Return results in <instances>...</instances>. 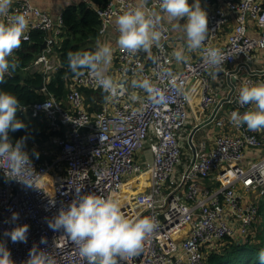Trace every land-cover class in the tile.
Wrapping results in <instances>:
<instances>
[{
  "label": "built area",
  "instance_id": "2783aa9c",
  "mask_svg": "<svg viewBox=\"0 0 264 264\" xmlns=\"http://www.w3.org/2000/svg\"><path fill=\"white\" fill-rule=\"evenodd\" d=\"M222 3L207 13L209 33L198 56L176 67L169 53L170 24L159 9V0H151L145 6L157 14L161 40L154 45L149 62L142 50H119L116 70L126 79L118 84L119 95L90 112L80 87L101 88L85 71L74 77L76 86L67 104L50 95L29 109L32 116L43 115L48 121L51 147L43 154L52 158L41 162L28 154L31 162L19 173L10 172L6 161L0 162V242L14 264H26L33 246L46 251L56 264H88L71 239L47 223L75 199L77 189L103 197L124 195L120 204L126 217L150 216L155 221L156 229L145 239L142 251L118 258V264H207V255L225 241L250 240L253 227L260 225L264 200V130L237 127L229 115L250 110L248 105L234 104L244 83L264 82V7L259 0ZM135 6L134 0H109L96 7L100 33ZM228 11L236 14V24L222 41L219 35L228 24ZM17 13L29 22L27 39L22 40L29 41L32 30L47 34L46 47L28 68L42 71L47 82L57 67L63 15L54 20L31 0H15L3 19L7 22ZM249 21L255 23L257 33L249 31ZM209 47L225 57L218 69L204 59V48ZM259 60L261 64L255 66ZM143 78L159 90L162 103L131 86L129 79ZM192 85L200 95L201 108L209 112L204 123L220 132L211 141V137L196 139V132L189 129L190 154L185 164L181 138ZM12 176L31 186L9 179ZM203 181L210 185L203 187ZM13 212L19 214L15 223L11 222ZM23 224L29 226L26 243H13L3 235ZM42 237L45 244L40 243Z\"/></svg>",
  "mask_w": 264,
  "mask_h": 264
},
{
  "label": "clouds",
  "instance_id": "9594fccd",
  "mask_svg": "<svg viewBox=\"0 0 264 264\" xmlns=\"http://www.w3.org/2000/svg\"><path fill=\"white\" fill-rule=\"evenodd\" d=\"M10 4L11 0H0V15L7 13ZM145 5L146 0H138L135 7L116 17L115 23L119 33L117 44L122 51L150 52L154 45L159 44L162 34L157 27V14L147 9ZM159 9L166 14L169 21L175 22L174 28L184 33L188 51L194 52L202 48L209 28L208 15L201 7L200 0H192V3H189V0H159ZM182 19L183 24L180 23ZM28 23L27 17L21 13L11 16L7 22L0 23V82L5 74L16 68V64L10 61L9 57L20 47L22 39H27L25 32ZM184 51L183 48L174 51L178 62L187 60ZM112 57V47L107 43L98 42L93 52H69L67 61L73 74L89 72L96 85L107 93L105 98L111 99L120 94L117 82L106 74ZM204 59L207 64L218 69L225 57L219 49L209 47L204 48ZM132 86L143 89L153 102L164 101L162 94L148 78L133 80ZM132 99L135 100L136 97L132 96ZM236 102L241 107L250 106V110L244 113L232 111L229 115L230 121L237 127L246 125L250 131L264 130V82L244 83L239 89ZM19 105L20 101L16 95L0 90V162L6 161L8 170L13 173H19L21 168L31 162L25 151L28 137L22 136L15 142L9 138L10 132L26 128V125L17 118V112L21 110ZM5 175L7 176V173ZM9 179H16L29 185L16 176ZM75 192V199L66 208H61L47 223L51 230L62 231L69 237L88 264H118V258H131L142 251L145 239L156 229L152 217H126L119 198L115 196L81 194V189ZM18 219L19 214L13 212L11 222L15 223ZM28 229L27 224L17 225L11 230H5L3 235L9 237L13 243H26ZM40 243L45 244L46 239L42 237ZM258 258L260 264H264V249L258 253ZM0 264H14L10 251L2 242ZM26 264L56 262L46 251L33 246Z\"/></svg>",
  "mask_w": 264,
  "mask_h": 264
},
{
  "label": "trees",
  "instance_id": "16d2710c",
  "mask_svg": "<svg viewBox=\"0 0 264 264\" xmlns=\"http://www.w3.org/2000/svg\"><path fill=\"white\" fill-rule=\"evenodd\" d=\"M109 0H89V3L80 1L78 4L68 6L63 12V28L60 38L61 42L56 46L57 67L47 82L44 74L40 70H29L35 58L41 52V46L46 39L44 31L32 30L31 39L22 41L9 60L16 64V68L11 75L5 74L0 82V90H5L16 95L20 101V111L17 112V118L25 125V129L10 132V139L15 142L22 136H27L25 151L29 156L38 161H45L52 158L43 154L48 144H50L49 125L43 115L32 116L29 110L36 103L46 101L50 95H53L64 104H67L69 92L76 86L74 77L69 67L67 56L69 52H93L100 35L101 19L96 11V7L105 5ZM211 3V8L224 6L223 3ZM210 8V9H211ZM45 82V91L40 90L39 86ZM86 94L88 100L96 98L106 99L107 93L102 89H92L80 87ZM99 104L101 101H98ZM90 112H94L97 103L88 105ZM92 107V108H91ZM28 109V110H27ZM38 154V156L36 155ZM261 212L264 211V200L261 202ZM264 222L254 229L249 241L234 243L227 240L218 249L213 250L207 255V264H260L258 253L264 249Z\"/></svg>",
  "mask_w": 264,
  "mask_h": 264
},
{
  "label": "crops",
  "instance_id": "0c3cea01",
  "mask_svg": "<svg viewBox=\"0 0 264 264\" xmlns=\"http://www.w3.org/2000/svg\"><path fill=\"white\" fill-rule=\"evenodd\" d=\"M14 1L15 0H11V4H13ZM31 1L35 5L39 6L40 8L44 9L45 11H47L54 20L59 19V17L61 15H63L64 10L68 6L78 4L80 2V0H31ZM150 1L151 0H146V5L148 3H150ZM222 1L223 0H211V2H213L215 4H220V3H222ZM259 1H260L261 5L264 7V0H259ZM134 2L137 5L138 0H134ZM189 3H192V0H189ZM11 4H10V6H11ZM200 4H201V7L204 8L206 10V12L208 13V11L211 8V3H209L208 0H200ZM228 13H229V21H228V24L226 26V29L223 32H221L219 35L220 39L222 41H224L227 38L228 34L232 31L233 27L236 24V18H235L236 14L233 13L232 11H228ZM163 16L168 20L166 14L163 13ZM115 20L116 19H114L111 22L108 30L105 33H100L99 37L96 40V43H98V42L100 44L107 43L112 47L113 57H112L111 64L109 65V67L107 69V72L117 82V84H119V83L121 84V83L125 82L126 79H125V77L120 76V74L116 70V67H117L118 61H119L118 60V52H119L120 48L117 44V38H118L119 33L117 30V25L115 23ZM4 22H6V21L3 19V15H0V23H4ZM168 22H169L170 27H171V39H170V45H169V53L172 57V63L174 64V66L180 67L184 62H178L176 60V58L173 54L175 50L183 48L185 50L184 54L187 56L186 61L197 57L199 50H196L194 52L188 51L184 33L181 32L179 29H176L173 27V24L175 22L169 21V20H168ZM180 23L183 24L184 20L182 19L180 21ZM248 26H249V31L251 33H254V34L257 33V27L255 26L254 22L249 21ZM22 41H24V40H22ZM22 43L23 42H21V45H22ZM17 50L18 49L14 50L13 54L15 53V55H16ZM153 50H154V46L151 48L150 52H144L142 50L143 51V58L146 62H149L151 60V55L153 53ZM55 60L57 63L56 58H55ZM260 64H261V60L257 61V64H255V66H259ZM213 79H215V78H213ZM129 80H130V84L132 86V81L137 80V79H129ZM192 82H194V81H192ZM191 83H190V85H191ZM191 97H192V100L190 101V103L188 104V107H187L189 117H188L187 124L185 127H187L188 133H189V129H191V127H194V126L200 124L201 125L200 128L196 131V134L199 135L198 136L199 139L211 137L210 140L213 141L214 136H216L220 131L217 128L212 127V125L204 123L209 112L204 111L201 108V106H200V95L195 93L194 85H192ZM86 102L88 105H90V103H91V105H94L95 103H97V107L100 105L97 100H93V101H90V99L88 100L87 96H86ZM189 126H191V127H189ZM225 131L227 132L226 129H225ZM201 184L203 185V187H207L210 185L209 181H203Z\"/></svg>",
  "mask_w": 264,
  "mask_h": 264
},
{
  "label": "rangeland",
  "instance_id": "374dc122",
  "mask_svg": "<svg viewBox=\"0 0 264 264\" xmlns=\"http://www.w3.org/2000/svg\"><path fill=\"white\" fill-rule=\"evenodd\" d=\"M57 63H58V61H57ZM96 100L97 101H101V103L102 102H104V100L105 99H102V97H101V99H99V98H96ZM187 134H188V129H187V127H185L183 130H182V138H181V141H182V143H183V145L185 146V147H183V153H182V159H181V161H184V163L186 164L187 163V160H188V158H189V154H190V152H189V150H188V146H187ZM199 135H197L196 134V139H199V137H198ZM49 147H51V144H48V146L44 149V151L43 152H45L46 150H48L49 149ZM52 156V155H51ZM117 198H119V200H120V202H122V200L125 198V196L124 195H118V197ZM264 222V211L263 212H261V219H259L258 220V223L257 224H262ZM256 227H259V225H255L253 228L255 229ZM254 231V230H253ZM262 233H263V236H262V238H264V231H261ZM217 249V248H216Z\"/></svg>",
  "mask_w": 264,
  "mask_h": 264
},
{
  "label": "water",
  "instance_id": "95a60500",
  "mask_svg": "<svg viewBox=\"0 0 264 264\" xmlns=\"http://www.w3.org/2000/svg\"><path fill=\"white\" fill-rule=\"evenodd\" d=\"M45 47H46V43H43L42 46H41V50H43ZM44 87H45V84L42 83V84L39 86V89L42 90V89H44ZM234 104H236V101L234 102ZM200 126H201V125H198V126H196V127H191V126H189V127L193 128V129H192V132L195 133V132L200 128Z\"/></svg>",
  "mask_w": 264,
  "mask_h": 264
},
{
  "label": "bare ground",
  "instance_id": "6f19581e",
  "mask_svg": "<svg viewBox=\"0 0 264 264\" xmlns=\"http://www.w3.org/2000/svg\"><path fill=\"white\" fill-rule=\"evenodd\" d=\"M126 195H129V193H127Z\"/></svg>",
  "mask_w": 264,
  "mask_h": 264
}]
</instances>
